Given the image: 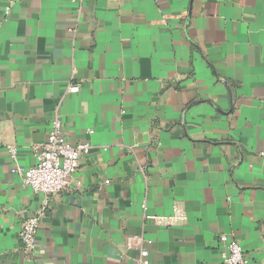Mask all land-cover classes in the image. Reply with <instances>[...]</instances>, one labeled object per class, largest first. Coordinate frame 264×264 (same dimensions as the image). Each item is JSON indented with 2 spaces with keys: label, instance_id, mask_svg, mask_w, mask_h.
<instances>
[{
  "label": "crops",
  "instance_id": "1",
  "mask_svg": "<svg viewBox=\"0 0 264 264\" xmlns=\"http://www.w3.org/2000/svg\"><path fill=\"white\" fill-rule=\"evenodd\" d=\"M56 118L91 150L48 198L12 170ZM222 235L264 264V0H0V264H221Z\"/></svg>",
  "mask_w": 264,
  "mask_h": 264
},
{
  "label": "built area",
  "instance_id": "2",
  "mask_svg": "<svg viewBox=\"0 0 264 264\" xmlns=\"http://www.w3.org/2000/svg\"><path fill=\"white\" fill-rule=\"evenodd\" d=\"M69 92H79V86L70 87ZM90 150L89 143L72 144L64 133L61 120L56 118L51 123L46 142L39 144L36 148L34 166L25 169L15 167L12 173L21 176L25 187L36 194L50 198L70 186L73 176L79 169L81 158L88 155ZM10 151L12 160L16 162L18 149L12 148ZM176 215L175 220L184 219L180 211ZM39 225L40 216H34L22 225L20 240L29 255H33L38 247ZM219 242L221 264H248V258L237 241L222 235ZM135 264H152L148 258V252L143 251Z\"/></svg>",
  "mask_w": 264,
  "mask_h": 264
}]
</instances>
